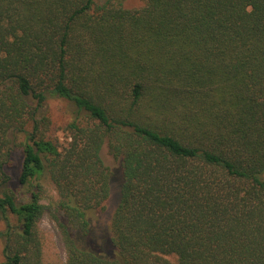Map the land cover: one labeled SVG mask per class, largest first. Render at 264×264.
<instances>
[{
	"label": "trees",
	"instance_id": "obj_1",
	"mask_svg": "<svg viewBox=\"0 0 264 264\" xmlns=\"http://www.w3.org/2000/svg\"><path fill=\"white\" fill-rule=\"evenodd\" d=\"M48 210L54 264H264V0H0V264H47Z\"/></svg>",
	"mask_w": 264,
	"mask_h": 264
},
{
	"label": "rangeland",
	"instance_id": "obj_2",
	"mask_svg": "<svg viewBox=\"0 0 264 264\" xmlns=\"http://www.w3.org/2000/svg\"><path fill=\"white\" fill-rule=\"evenodd\" d=\"M98 3H104L106 0H96ZM124 6L129 9H138L144 5V0H123ZM53 112V118L58 125V129L55 130V136L58 137L62 146H66L70 140L69 134L61 128V124L67 121L68 110L67 102L65 100L53 99L50 104ZM22 151L16 149L12 155V165L9 168L10 173L13 176V185L18 187V177L21 169ZM102 157L105 163L111 168V193L107 202L106 210L103 212H97L91 218L92 237L97 245L102 244L103 238L110 236V222L114 211L116 210L120 202V188L122 184V174L120 161L117 160L109 151L107 145H104L102 149ZM43 202L49 203L50 200L57 195L54 185L47 178L43 180ZM40 227L44 237V254L45 262L51 263H63L66 260V248L63 240V236L60 228L56 222L52 219L50 211L48 210L44 215ZM3 242H0V262L3 261Z\"/></svg>",
	"mask_w": 264,
	"mask_h": 264
}]
</instances>
